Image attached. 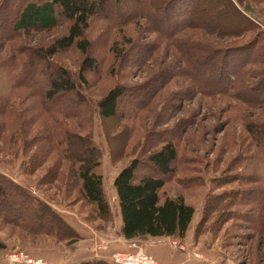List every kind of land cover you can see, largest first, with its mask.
<instances>
[{
  "label": "rangeland",
  "instance_id": "obj_1",
  "mask_svg": "<svg viewBox=\"0 0 264 264\" xmlns=\"http://www.w3.org/2000/svg\"><path fill=\"white\" fill-rule=\"evenodd\" d=\"M244 2L250 7L246 19L229 0H128L118 4L119 17L128 19L124 24L112 17L90 18L82 36L90 43L87 54L72 45L52 57L57 66L76 74L84 57L95 60L94 67L84 71L86 83L79 91L89 133L84 114L73 106V94L44 98L52 70L44 69L40 59L27 80L21 75L16 85L0 76V104L8 102L0 106V176L47 203L69 225L67 214L77 219L71 222L77 234L69 228L59 233L62 228L53 225L47 212L30 219L23 196L14 195L0 180V259L22 252L41 264H84L72 258L86 239L78 233L77 225H83L90 234L94 230L95 246L107 253L100 260L108 264H113L112 254L131 252L133 243L146 251L147 245H163L166 240L180 262L188 264H264V171L257 168L264 164V153L258 152L245 129L253 120L264 129V0ZM4 5L0 0V21L6 14ZM69 24L59 18L48 31L9 38L0 30V63L32 64V49L49 46L67 33ZM165 29L170 31L165 34ZM192 59L201 69H191ZM239 72L244 79L233 82ZM193 77L210 83L214 94L197 86ZM118 84L129 92L119 100L117 115L103 118L97 103ZM26 118L32 133L25 134L19 124ZM56 131L57 137H71L65 150L52 145ZM22 134L33 135V142L27 145ZM88 134L102 152L104 190L116 212L111 222L79 191L76 172ZM165 140L175 145L177 158L162 196L182 195L195 209L193 221L182 239L125 240L115 234L114 222L120 223V216L117 197L111 196L113 177L133 159L140 161L138 174L152 173L147 154ZM249 161L256 167L252 169ZM233 175L255 178L240 183L230 181ZM224 179L230 182L220 184ZM218 193L220 204L210 212ZM251 195L256 198L252 205ZM7 202L23 205L5 211L2 204ZM20 218L36 227L22 226ZM260 221L261 229L255 225Z\"/></svg>",
  "mask_w": 264,
  "mask_h": 264
},
{
  "label": "trees",
  "instance_id": "obj_2",
  "mask_svg": "<svg viewBox=\"0 0 264 264\" xmlns=\"http://www.w3.org/2000/svg\"><path fill=\"white\" fill-rule=\"evenodd\" d=\"M5 1L7 2L4 5ZM121 1L128 0H3V5L6 9L4 12L6 14L0 21V30L3 35L7 34V38L20 35L29 36L30 32L48 31L56 25L59 18L68 21L70 24L67 33L57 38L49 46H39L32 49V64L29 61H21L18 63L16 60L15 62L7 60L0 63V67H4L5 70L2 71V74L0 73V76L4 79L7 78L10 80V84L12 81L13 85H16L18 84L21 75L22 79L27 80V77L32 74V65H34L37 59H40L44 69L52 70L51 74H47L48 81L47 89L44 92V98L47 101H51L64 93L73 94L76 97L73 106L77 113L84 114L85 120L82 122L89 133L90 130L87 117L83 111L86 106L80 101L79 91L81 93V88L86 83L84 71L93 68L95 60L91 57H84L82 70L80 73L76 74L69 73L62 65L57 66L52 62V57L58 51L64 50L72 45L77 46L80 52L83 55H86L90 43L87 39H82V36L84 31L88 28L89 19L92 17L106 16L108 18L112 17L116 19L119 25L124 24L128 20L127 16L120 18L118 14V4ZM132 1L136 3V0ZM235 1L244 8L245 12L250 11V7L246 5L244 0ZM128 16H131V13ZM166 23L168 24L169 22ZM169 31V29H165L164 33L167 34ZM172 31L174 30H171V32ZM128 42H131L130 38H128ZM263 58L260 57L259 60ZM191 62L190 66L192 70L201 69V65L196 62L195 59H192ZM248 62L249 61H247V63ZM13 76H16V79L15 77L13 78ZM240 77L244 79L241 72H239V77L233 76L231 80L233 82H238ZM193 82H195L197 86L202 87L204 91H207V94H214V89L210 83L196 77L193 79ZM128 92L129 90L122 84L109 88L97 103L99 115L103 118L116 116L119 110V100L125 97ZM223 93L228 94V91L225 90ZM83 98L86 99L84 95ZM7 103V101H4L0 106L2 107L4 104L7 105ZM19 124L22 129L24 128L25 134L31 130L28 127L32 124L27 121V118L24 125L21 122V119ZM6 125V122H2L1 128H5ZM38 128L40 127H37L36 129ZM258 128L257 121L255 120L251 122L249 121L248 124H245V129L250 140L253 141L258 152L262 151L264 153V129L259 130ZM32 132L33 131L31 130V133ZM54 133L56 134L52 139V145L57 147V149L65 150V145H70L72 143L70 136H67L66 138L61 136L57 137V131ZM21 136L23 140L27 142V145L33 142V135L31 137L28 135L23 137L24 135L22 134ZM66 151L70 153L69 148L66 149ZM80 155L81 158H79V165L76 172V176L80 183L79 191L88 203L95 206L99 216H108L109 222L112 220V211L104 190L103 174L100 171L102 152L100 148L91 141L90 134H88V147L81 151ZM147 158L151 163L152 173L138 174L140 161L138 159H133L128 166L121 168L113 177L112 185L118 200V213L120 216L119 232L125 240L147 238L182 239L185 237L188 228L193 221L195 209L185 201L182 195L175 197H170L168 195L162 196L166 177L173 173V164L177 158L176 147L171 141L165 140L159 148L148 152ZM35 162L38 163L39 160L36 159ZM249 163L252 169L256 167V164L252 161H249ZM257 168H259L260 171H264V164L259 163ZM254 178L255 176H249L247 178L242 175H233L230 181L247 183L253 181ZM0 180L4 184L8 183L5 186L10 187L13 193H15L14 195L23 196L27 203L25 207L29 212L28 215L31 217L30 219H37L38 215L42 212H47L50 213V218L55 221L53 225L59 223L62 228L59 233H64L63 230L66 228L74 231L72 226L65 222V220H63L62 217L59 216V214H57L47 203L37 201L29 192L28 194L27 192L23 193L20 188L22 186L19 187L17 184L8 182V180L2 176H0ZM226 181L227 180L224 179L220 184L230 182ZM1 190L2 188L0 187V192ZM239 190L241 189L239 188ZM254 194V196L259 195L257 192ZM221 195L222 193H218L214 196V200L209 207L210 212L215 211L219 206ZM254 196L251 195L249 199V204L251 205L254 200H256ZM7 203L8 204H2L5 205V211H7V209H19L21 208L20 206L23 205L15 202ZM205 209L206 205L204 206L203 211ZM203 216L204 215L202 214V217ZM19 220L21 222L20 224L26 228L29 227V224L30 226L36 227L22 218ZM255 225L259 229L263 228L262 221L256 222ZM74 233L77 234L76 231H74ZM90 261H85L84 264L105 263L97 259Z\"/></svg>",
  "mask_w": 264,
  "mask_h": 264
},
{
  "label": "crops",
  "instance_id": "obj_3",
  "mask_svg": "<svg viewBox=\"0 0 264 264\" xmlns=\"http://www.w3.org/2000/svg\"><path fill=\"white\" fill-rule=\"evenodd\" d=\"M229 1L235 6V8H237V11H239V13L241 12L240 14L244 15L246 19L247 13L241 8V6L238 3H236L235 0H229ZM112 191L113 192L111 196L113 200H115L114 198H116L115 197L116 193L114 189ZM111 211H112L113 219L115 220L116 212L114 210V207H112V205H111ZM70 214L71 213L67 214L66 218L68 219L67 221L71 225V222H73L76 218L72 217ZM114 224H115V234L121 235L119 232L120 223L114 222ZM77 227H78L79 236H82V238L86 237V239H81L83 242L80 243L75 249L77 253L72 254L73 260L76 259V260L86 261V260H93V259L100 260L102 258H106V255H107V253L105 252L106 250L103 248H97V246H95L96 239L93 234L94 230H91V234H90L89 232H86V228H84L83 225L82 226L77 225ZM146 251L150 253L151 255H153L160 264H188L185 262H180L181 257L174 250L169 240H166V244L164 243L163 245H159V244L155 245L154 243L149 244L146 247Z\"/></svg>",
  "mask_w": 264,
  "mask_h": 264
},
{
  "label": "built area",
  "instance_id": "obj_4",
  "mask_svg": "<svg viewBox=\"0 0 264 264\" xmlns=\"http://www.w3.org/2000/svg\"><path fill=\"white\" fill-rule=\"evenodd\" d=\"M176 246V242H172ZM110 261L113 264H159L157 260L147 253L139 244L131 245V252L121 255L112 254ZM42 260L33 261L28 255L24 253H18L15 255H9L6 259H0V264H41Z\"/></svg>",
  "mask_w": 264,
  "mask_h": 264
}]
</instances>
